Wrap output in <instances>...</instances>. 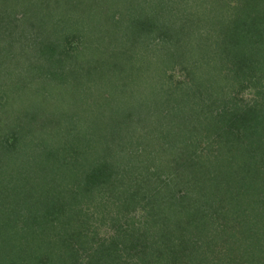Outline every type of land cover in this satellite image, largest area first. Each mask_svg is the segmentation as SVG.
Here are the masks:
<instances>
[{"label":"trees","instance_id":"16d2710c","mask_svg":"<svg viewBox=\"0 0 264 264\" xmlns=\"http://www.w3.org/2000/svg\"><path fill=\"white\" fill-rule=\"evenodd\" d=\"M230 1L0 0V264H264V0ZM154 43L197 63L189 93L151 82Z\"/></svg>","mask_w":264,"mask_h":264},{"label":"rangeland","instance_id":"374dc122","mask_svg":"<svg viewBox=\"0 0 264 264\" xmlns=\"http://www.w3.org/2000/svg\"><path fill=\"white\" fill-rule=\"evenodd\" d=\"M31 1H33V2H39L40 0H31ZM203 1V3L204 4H206L205 5V10H206V12H208L209 10H211L212 8H214V9H217V7H219V6H221V2L223 1V0H202ZM221 1V2H220ZM241 0H231L230 2H227V4L228 5H232V7H235L237 4H241V2H240ZM245 1V0H244ZM248 4H250V0H248ZM253 2H256L255 0H253ZM107 3H108V1H107ZM242 3H243V1H242ZM223 4V3H222ZM79 4H77L76 5V10L79 8V6H78ZM108 5V4H107ZM107 5H105V6H107ZM242 5V4H241ZM248 6H251V4L250 5H248ZM69 7H67V8H65V10H64V8H62V11L60 12V11H58L57 10V12H53V14H54V20L56 21V20H58L59 19V17L60 18H64V15L66 14L65 12H67V11H69ZM44 10V9H43ZM60 10H61V8H60ZM117 9H115V11H116ZM31 11H32V9H31ZM65 11V12H64ZM100 12L97 14V11H94V18H96V19H98V23H96L95 22V27H90V28H88V30H90L93 34H96L98 31H104V33L103 34H101L100 35V43H99V48H100V52H105L106 50H104L103 48H106L107 46H108V43L107 42H110L113 38H114V33H113V28H112V26L110 25L111 24V22H110V20H108V21H106L105 19L106 18H110V13H108L109 14V17H106L105 18V16H103L102 14H101V11L102 10H99ZM115 11H114V17L116 16V13H115ZM28 12V11H27ZM36 10L34 11V12H32L33 14H36ZM39 12V11H38ZM51 11H44V13H47V15H49L48 13H50ZM58 12H60L61 13V15L58 13ZM23 13V12H22ZM32 13H30V15L32 16L33 14ZM73 13H74V11H73ZM88 13H90V12H88ZM238 13H240V12H238ZM52 14V13H51ZM64 14V15H63ZM63 15V16H62ZM128 16H129V14H127ZM88 16H89V14H87V17L85 18V21H87L89 18H88ZM49 16H45V18H48ZM79 17V16H78ZM117 17H120L119 15H117L116 16V18ZM226 17H230V15H229V13H227V16ZM42 19H44V16H42ZM64 19H66V18H64ZM75 18H73V24L75 25V27H76V24H75V20H74ZM106 21V23L104 22V20ZM82 20V19H81ZM55 21H54V23H55ZM97 24H98V26H97ZM105 24V25H104ZM30 25V24H29ZM29 25L27 26V27H25V32H24V34H23V40L24 39H26L27 38V42H29L28 44L30 45L29 47H32L34 50H35V52H36V56L35 57H33V58H30V61L31 62H33V63H36V60H40V62H37L36 64H39L38 65V67L39 66H43V65H45V67H48V65H46V63H45V60H47L48 59V61H50V62H55V64L60 60V56L58 55L59 53H60V51H56L55 53H53V56H52V54L51 55H49V57H46L45 55H44V53H47V51H46V49H47V46L48 45H51V44H48V43H50L49 41H51V40H49L48 39V33H45V32H38V29L36 30L35 28H28L29 27ZM67 25H68V23H67ZM101 25H104L105 27L104 28H102L101 29ZM222 27L220 28V30H224V28L227 26V25H222V24H220ZM75 27H74V29H75ZM211 27H213L212 25H209L208 23H207V28H205V31H208V30H210L211 29ZM87 27L85 26V29H83V31H81L82 32V35L85 33V31H86V33H85V35L87 34V29H86ZM71 30V32H72V35H73V38H74V42H72V44L74 45V46H77V44H76V42H77V31L76 30H73V29H70ZM68 34L70 33V32H67ZM25 34H26V36H25ZM204 36H206V35H204ZM29 38H31V39H29ZM55 36H52V40L54 39L55 40ZM210 39H211V37H210ZM212 40V39H211ZM160 43H164L165 45H164V47L165 46H168L167 45V43H165V42H158V44H160ZM157 43H154V44H152L151 46V48H152V50H151V52H150V50L148 49V48H145L144 46V48H142L141 50H142V52L140 51V53H139V56H141L142 55V57H141V61L144 63L142 66H144V67H146L147 66V68L149 67V70L148 71H150V73H153V70H155V69H157L158 68V70L159 69H163L162 70V73H161V75L160 76H154L155 77V79H153V80H151V82L152 83H154V86H155V84L157 85V84H160V83H163V82H165V86H168V85H171V86H173V87H175V86H179V84L180 83H182L183 82V89H182V91H185V92H187V93H189V89H188V87L190 86V84H191V81H190V77L192 76V75H194V74H196L195 72L197 71L196 69H195V67H196V64L197 63H192V61H189V63L187 64L186 63V59L185 60H182V59H180L177 55H175V54H177L176 53V51L175 50H173V49H171L172 51V57L173 58H176L177 60L175 61V63L173 62V58L170 56V54L167 56V57H165L164 59H165V61L166 62H164V61H161V62H163L164 63V65H160V62L159 63H157V64H153L152 62H155V57H156V55L154 54V52H153V49L155 48V49H160L159 47H157V45H156ZM7 45V44H6ZM171 45V44H170ZM162 45H161V49H163L164 48ZM78 46L77 47H74V51L76 52L77 50H78ZM102 48V49H101ZM123 48H124V46L121 48L122 50H123ZM166 48V47H165ZM170 48H175L174 46H172L171 45V47ZM107 50H111V52L112 51H115L116 49H115V45L114 46H112L111 47V49H107ZM170 50V49H169ZM82 51L83 52H85V49H83L82 48ZM186 51V50H185ZM152 52H153V54H152ZM182 52V51H181ZM100 54V53H99ZM191 55H193V54H191ZM86 56V55H85ZM138 56V57H139ZM175 56V57H174ZM194 56V61H195V55H193ZM56 58H58V59H56ZM35 59V60H34ZM163 59V60H164ZM181 60V61H180ZM118 62L116 61V64H117ZM36 66V65H35ZM150 66H152V67H150ZM199 66V65H198ZM144 67H141V68H144ZM165 68V69H164ZM230 68H234V66H230ZM50 69V71H54L55 69H54V66H49L45 71H47V70H49ZM58 71V70H57ZM219 72H221V71H219ZM218 72V73H219ZM126 73V72H125ZM125 73H123V75L125 74ZM222 73H227V71H222ZM222 73H221V75H222ZM129 74H132V73H129ZM129 74H127V75H125V76H122V77H126V76H129ZM221 75L219 76V77H221ZM145 77H146V79H148L149 80V78L147 77V74H145L144 75ZM169 76H172V77H174L172 80H171V83H169V78H166V77H169ZM219 81H222V80H219ZM75 82V79H71L70 81H69V83H74ZM134 84L133 83H130V84H127L125 87H124V92H125V95L126 94H130L131 96L130 97H133L134 98V100H135V102L137 101V97H136V93H135V91H134V86H133ZM224 85H226V83L224 84ZM76 87H80V85L79 84H77L76 85ZM81 88V87H80ZM189 95V94H188ZM129 97V98H130ZM234 96H229V98H227V97H224V99L225 100H231V98H233ZM128 98V99H129ZM195 99H193L192 100V103L194 104L195 103ZM104 109H106V108H104ZM160 111H163L162 110V108L160 109ZM109 112H111L110 111V108L108 109V111H107V113L109 114ZM110 120V119H109ZM113 122H116V119L114 120V118L113 119H111L110 120V122L107 124V126L108 127H114L113 126ZM118 123V122H117ZM126 124H127V120H126V122H125ZM124 128H125V126L123 127V130H124ZM104 129H106V128H104ZM106 130H108V129H106ZM28 181H30V180H28ZM92 208V207H91ZM107 212L109 211V208L106 210ZM93 211L91 210V209H84V213L82 214V218L85 220V217H87L88 215H90L91 213H92ZM87 220L89 221V223L91 224H94V226L92 227V228H90L91 229V231L93 230V229H98L99 230V232H101V235H103V236H105V233L106 234H108V232H106V230L103 228V227H101L99 224V222L97 221L98 220V218H96L95 219V216H92V222H91V218H87ZM80 223V222H79ZM78 224V223H77ZM82 228H85V227H82ZM74 229V232L75 231H78L77 229H75V228H73ZM105 231V232H104ZM110 235H111V233H109ZM101 239H100V241H99V243H101V242H103V239H105V241L107 240L106 238H104V237H100Z\"/></svg>","mask_w":264,"mask_h":264}]
</instances>
